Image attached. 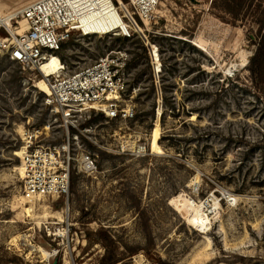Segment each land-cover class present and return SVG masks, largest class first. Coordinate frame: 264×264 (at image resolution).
Masks as SVG:
<instances>
[{"label": "rangeland", "instance_id": "obj_1", "mask_svg": "<svg viewBox=\"0 0 264 264\" xmlns=\"http://www.w3.org/2000/svg\"><path fill=\"white\" fill-rule=\"evenodd\" d=\"M31 1L0 0V14ZM107 9L131 36L75 33L59 53L74 70L127 52L136 112L108 120L93 111L70 127L75 153L91 152L98 167L72 173L69 233L63 198L29 199L20 185L24 131L49 124L41 143L50 145L66 128L39 78L0 50V264H47L52 246L51 264H264V92L250 70L264 0H161L156 18L134 14L132 26ZM181 192L183 207L205 202L208 227L171 204Z\"/></svg>", "mask_w": 264, "mask_h": 264}, {"label": "built area", "instance_id": "obj_2", "mask_svg": "<svg viewBox=\"0 0 264 264\" xmlns=\"http://www.w3.org/2000/svg\"><path fill=\"white\" fill-rule=\"evenodd\" d=\"M105 0H33L4 19L0 16V50L5 51L8 59L18 64L23 72L33 73L43 80L49 92L45 102L62 120L66 128V138L62 143L45 145L41 143L44 132L48 135L49 124L43 129H26L21 145L20 177L22 194L29 199L47 197L63 198L67 203L66 224L70 232L69 198L71 194L72 173L77 170L85 174L97 171L96 157L89 151L75 153L72 146L70 127H77L90 112L102 113L108 120H129L135 116V105L128 96V76L126 72L129 55L124 51H110L90 64L68 70L60 51L75 33H84V26L93 20L110 28L117 20L101 9ZM121 17L130 24L137 25L134 14L144 22L158 16L161 0H112ZM89 7V8H88ZM133 11L131 12L130 9ZM90 14H97L92 18ZM104 30V29H103ZM1 34V33H0ZM98 34V33H97ZM107 34H110L108 32ZM129 36V35H125ZM57 55L62 68L57 72H44L43 66ZM85 128L90 131L93 127ZM73 149V150H72ZM125 152V148H122ZM65 223V222H64ZM49 230L51 241L61 231ZM49 256L51 264L59 256L60 249Z\"/></svg>", "mask_w": 264, "mask_h": 264}, {"label": "bare ground", "instance_id": "obj_3", "mask_svg": "<svg viewBox=\"0 0 264 264\" xmlns=\"http://www.w3.org/2000/svg\"><path fill=\"white\" fill-rule=\"evenodd\" d=\"M106 1L107 0H105L104 2H102L103 5H101V4L98 5V11H93L92 13L99 12V11L102 12L101 9H105V11H108L107 8H109L111 6L112 7L115 6V4L113 2L111 3L112 0L111 1L108 0L109 2H106ZM108 3H111V4L109 5ZM111 10H113V9H111ZM15 12L16 11H13V12H11L9 14H5V15H1L0 14V16L2 18H4V19L7 20L8 17L11 16V15H13ZM116 12L119 15V17L121 19H123L121 17V14L119 13L118 9L116 10ZM90 15H91L92 18H95V16L97 17V14H90ZM113 17H115V16H113ZM113 23H115V22H113ZM130 26H132V24H130ZM84 29H85V32L83 34H85V35H87V34H97V33L100 34V35H106L108 32H110V34L113 33L115 35L122 34V35H129V36H131V33H126V31H125V29L123 27L113 28L111 26L110 28H106L103 24L99 23L97 21V19L93 20L91 23H87V25L84 26ZM94 30H96V32ZM236 65H237L236 63H233L231 65L230 69H233L234 67H236ZM59 68H60V66H59V63H58L57 55H55V54L51 57V60L49 62L45 63L44 66H43L44 72H47V73L57 72V71L60 70ZM38 86L41 88V90L44 93L47 94L49 92V88H48L47 84L43 80H39L38 81ZM22 174H23V169H22V165H21V167H20V175L22 176ZM185 195H186L185 192H181V193L175 195L171 199V204L174 205V207H175L176 210L181 211V212H191L192 209H195L196 214L194 213L195 214L194 216L196 217L195 218V221L197 222V225L200 226V227H202V228H204L205 225H207V224L209 225V222H210L209 221V216L206 215V213L204 212V210H205V207H204L205 202H203L201 204H198L197 202H195L192 199H190V202H188V205L183 207L182 206L183 204L182 205L179 204V200L182 197H184ZM192 212H194V211H192ZM208 225H207V227H208ZM61 234L64 235V233H61ZM27 237H25V241L28 242V238ZM21 240H22V236H16L14 238L15 248L21 249V247H22L21 245H24L25 244V243H23L24 241L22 242ZM27 245H30L31 246V249L32 250L30 252L37 251V246L35 244L29 243ZM55 252H56V250H54L52 252V254H54ZM52 254L50 252L45 253V255H48V256H50Z\"/></svg>", "mask_w": 264, "mask_h": 264}, {"label": "trees", "instance_id": "obj_4", "mask_svg": "<svg viewBox=\"0 0 264 264\" xmlns=\"http://www.w3.org/2000/svg\"><path fill=\"white\" fill-rule=\"evenodd\" d=\"M235 1L239 4L241 0H235ZM261 26H264V19L261 23ZM250 63H251L250 70L252 75V83L254 84V87L256 88L258 93H263L264 92V32L262 33V37L261 40L259 41L258 48L254 53V55L252 56ZM97 119L98 118H95L94 121Z\"/></svg>", "mask_w": 264, "mask_h": 264}, {"label": "water", "instance_id": "obj_5", "mask_svg": "<svg viewBox=\"0 0 264 264\" xmlns=\"http://www.w3.org/2000/svg\"><path fill=\"white\" fill-rule=\"evenodd\" d=\"M54 264H58V260H55V261H54Z\"/></svg>", "mask_w": 264, "mask_h": 264}, {"label": "crops", "instance_id": "obj_6", "mask_svg": "<svg viewBox=\"0 0 264 264\" xmlns=\"http://www.w3.org/2000/svg\"><path fill=\"white\" fill-rule=\"evenodd\" d=\"M18 7H22V6H18ZM18 7H17V8H18Z\"/></svg>", "mask_w": 264, "mask_h": 264}]
</instances>
